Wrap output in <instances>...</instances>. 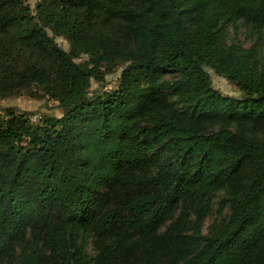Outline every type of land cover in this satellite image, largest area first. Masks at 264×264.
Here are the masks:
<instances>
[{"label": "trees", "instance_id": "obj_1", "mask_svg": "<svg viewBox=\"0 0 264 264\" xmlns=\"http://www.w3.org/2000/svg\"><path fill=\"white\" fill-rule=\"evenodd\" d=\"M31 88L65 113L0 116V264H264V0H0V98Z\"/></svg>", "mask_w": 264, "mask_h": 264}, {"label": "rangeland", "instance_id": "obj_2", "mask_svg": "<svg viewBox=\"0 0 264 264\" xmlns=\"http://www.w3.org/2000/svg\"><path fill=\"white\" fill-rule=\"evenodd\" d=\"M42 1L43 0H26V4L31 8L33 14H35L38 4ZM49 34L52 36V33L49 32ZM230 38L232 41L238 42L246 48L251 47L255 43L254 35L245 27H240L238 33H235L234 29L231 28ZM55 40L61 49L69 52L70 44L64 37H56ZM84 60H86V57L79 59L78 63ZM125 67V65L120 64L114 68H110L103 82H95L93 80L91 83L90 96H95L98 93H109L118 89L121 74ZM208 71L211 76L212 85L216 90L220 91L225 96L237 98L242 96L240 90L227 78L218 76L210 69H208ZM9 109L18 113L28 114L32 124L35 126L42 125L48 118L56 122L62 118L65 113V111L59 107L57 101L44 95L37 88L23 90L15 96L0 98V116H4L6 110ZM217 200L218 198L213 200V209L203 222L202 230L204 234L208 233L211 226L219 224L225 216L229 215V209H225L220 213Z\"/></svg>", "mask_w": 264, "mask_h": 264}]
</instances>
